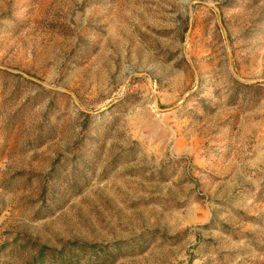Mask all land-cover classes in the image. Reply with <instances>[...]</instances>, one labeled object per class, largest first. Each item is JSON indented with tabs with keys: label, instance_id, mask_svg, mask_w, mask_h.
Here are the masks:
<instances>
[{
	"label": "rangeland",
	"instance_id": "rangeland-1",
	"mask_svg": "<svg viewBox=\"0 0 264 264\" xmlns=\"http://www.w3.org/2000/svg\"><path fill=\"white\" fill-rule=\"evenodd\" d=\"M148 231L264 264V0H0V264Z\"/></svg>",
	"mask_w": 264,
	"mask_h": 264
},
{
	"label": "trees",
	"instance_id": "trees-1",
	"mask_svg": "<svg viewBox=\"0 0 264 264\" xmlns=\"http://www.w3.org/2000/svg\"><path fill=\"white\" fill-rule=\"evenodd\" d=\"M155 235V231H148L132 239L104 243L70 241L59 249L42 247L30 264H110L123 255L143 251Z\"/></svg>",
	"mask_w": 264,
	"mask_h": 264
}]
</instances>
